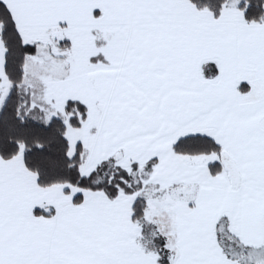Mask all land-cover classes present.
I'll use <instances>...</instances> for the list:
<instances>
[{
    "label": "snow or ice",
    "instance_id": "snow-or-ice-1",
    "mask_svg": "<svg viewBox=\"0 0 264 264\" xmlns=\"http://www.w3.org/2000/svg\"><path fill=\"white\" fill-rule=\"evenodd\" d=\"M0 264H264V0H0Z\"/></svg>",
    "mask_w": 264,
    "mask_h": 264
}]
</instances>
